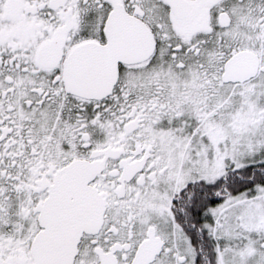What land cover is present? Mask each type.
<instances>
[{
	"label": "snow or ice",
	"instance_id": "snow-or-ice-1",
	"mask_svg": "<svg viewBox=\"0 0 264 264\" xmlns=\"http://www.w3.org/2000/svg\"><path fill=\"white\" fill-rule=\"evenodd\" d=\"M0 264H264V0H0Z\"/></svg>",
	"mask_w": 264,
	"mask_h": 264
}]
</instances>
